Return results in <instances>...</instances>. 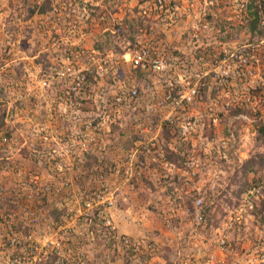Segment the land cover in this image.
<instances>
[{"label": "rangeland", "instance_id": "obj_1", "mask_svg": "<svg viewBox=\"0 0 264 264\" xmlns=\"http://www.w3.org/2000/svg\"><path fill=\"white\" fill-rule=\"evenodd\" d=\"M42 1L0 0L4 218L22 233L32 222L34 234H46L32 212L43 222L62 224L68 264H264V206L259 216L253 212L264 201V170L244 174L246 161L264 152L257 138V123L264 122V41L246 63L238 61L248 39L238 29L247 13L230 0H177L166 24L155 0H54L53 10L28 16ZM206 19L226 22L225 30L213 23L197 31ZM132 34L138 45L177 57L181 68L209 73L199 96L179 113L185 132L170 142L162 120L148 108L163 96L167 76L136 71L116 48L126 51ZM98 43L104 50H96ZM71 46L77 50L69 59ZM224 53L229 58L222 62ZM224 66L230 73L225 79ZM68 69L99 74L81 92L82 100L69 105L62 91L73 84L60 76ZM124 85L137 86L139 96L117 105ZM242 103L250 113L231 114L230 107ZM165 145L183 161H166ZM30 179L38 187L63 188L40 202L28 201L24 191L18 198L16 185ZM258 181L261 186L246 190ZM100 195L108 200L99 201ZM4 231L0 260L13 252ZM121 235L139 237L143 245L133 251L117 241ZM48 253L50 263L54 251Z\"/></svg>", "mask_w": 264, "mask_h": 264}, {"label": "built area", "instance_id": "obj_2", "mask_svg": "<svg viewBox=\"0 0 264 264\" xmlns=\"http://www.w3.org/2000/svg\"><path fill=\"white\" fill-rule=\"evenodd\" d=\"M177 0H155V8L159 11V17L161 18L162 23H168L170 19H172L171 14H175L176 8L179 7L176 4ZM214 1V0H213ZM232 3L236 4L239 8V12L243 9V0H230ZM213 21L211 19L200 20L196 25L197 31L203 30L207 31ZM239 56V62H247V55L236 53ZM124 62L126 64H130L134 69H140L143 72L149 71L153 72L156 75L161 77L167 76L165 79L166 86L165 92L161 97H155V100L149 102V110L151 113L156 115L159 120L174 122V124L178 128V132L181 133L184 131V127H179L178 124L185 119V116L180 117V111H187V106L189 103H192L196 97L199 96L203 86H206V77L208 76V72L199 70L198 68H192L188 65L181 68L177 61V57L166 56L165 53H162L155 50L153 47L148 45H137L128 47L126 51L123 53ZM222 62H225L227 58H229L226 53L221 54ZM222 67V65H221ZM239 68V67H237ZM73 74L72 77V87L71 90H79L80 87H83V83L86 81V75L82 72L76 73L74 69H68ZM180 70V72H178ZM63 72V71H62ZM239 75L242 73L241 70H237ZM61 73V72H60ZM68 73V74H69ZM67 74V75H68ZM70 75V74H69ZM221 75L225 78H229L230 75L227 66L223 67V74ZM61 78L66 76V71L64 70L63 74L61 73ZM132 78V77H131ZM133 80V79H132ZM131 79H128V82ZM121 92L115 96L114 102L117 105H121L126 102V100L138 98L139 89L137 86L131 85L129 88H126L124 85L121 87ZM181 119V120H180ZM190 124V122H189ZM163 125V124H162ZM185 132V131H184ZM150 145L145 146L150 151ZM18 185H16L14 191L18 198H20L22 191L25 193V198L28 201H38L40 202L44 196L50 193H61L62 185H45L44 187L37 186V180L30 179L27 182L19 181ZM104 194V193H103ZM100 200L105 198L100 195ZM108 199H104L103 203ZM201 202V201H200ZM88 207H92V202L88 201ZM30 207L27 208L29 210ZM32 216V221L38 225V229L43 228L46 231V234L43 235L42 232L33 233L34 228L30 223L31 229L27 233H22L19 228H16L13 222H9L4 218L2 213H0V232L2 230L6 231V234H3L7 237L9 244L13 245V252L8 254L6 258L0 260V264H49L46 261V254L49 255V251H54L51 264H68L64 259L65 245L64 241L61 237H59L60 233H62V224L51 225L49 222H43L38 215H35L34 212L30 213ZM78 219H81L85 216V213H80ZM200 219H203V215H199ZM6 220V221H5ZM33 224V223H32ZM33 229V230H32ZM37 229V230H38ZM4 231V232H5ZM38 237H35V235ZM4 239V237H2ZM117 241H120L133 251L140 249V246L143 245V239L132 238L130 236L121 235L116 237ZM150 248V246H148ZM75 264H82L81 259L74 261Z\"/></svg>", "mask_w": 264, "mask_h": 264}, {"label": "trees", "instance_id": "obj_3", "mask_svg": "<svg viewBox=\"0 0 264 264\" xmlns=\"http://www.w3.org/2000/svg\"><path fill=\"white\" fill-rule=\"evenodd\" d=\"M224 1L226 2V0H224ZM53 3H54V0H43L41 3H36L34 6L29 8V15L28 16H30L34 13L46 14L50 10L54 9ZM226 3L228 4V2H226ZM243 3H244V5H243V9L241 10V12L247 13L246 23L244 26L241 25L240 29H238V30L241 32L244 29V31L246 32V35L248 36V39H247V42L241 47L242 50L239 53L251 57L254 54V50L255 49L257 50V48L259 46H261L260 42L264 41V0H246V1L243 0ZM141 20H143V17L140 18V21L138 22V24L142 23ZM211 20L213 21V23L215 24V26L217 28L220 27L221 31H223V28L225 30L226 22L222 21L221 23H219L214 19H211ZM132 24H134V23H132ZM114 29H116L119 32H122L124 30V27L121 25H116ZM137 30L138 29L136 27L133 28L134 33H136ZM131 38H132V43H130L129 46L126 47V49L128 47L138 45L133 34L131 35ZM111 42L112 41H110V43ZM116 48L122 54L125 51V49H122V48L120 49L118 46ZM97 49L99 51L104 50V44L98 43L96 45V50ZM66 50H67L66 56L69 57V59H70L71 57H73L74 50H77V48L74 46H71V47H67ZM42 58H43V56H42ZM38 61L43 62L44 60L38 59ZM44 65L49 67L48 64H44ZM136 71H139L142 73V71L140 69H136ZM69 72H70L69 70L66 71V74H68ZM84 73L86 75V81L83 83V85H82L83 87H80L81 89H79L77 91L67 90V93H66V91H62L63 94L68 98V100H67L68 105L70 103L74 104L75 102H78V100H82V98L80 97L81 92H83V90L85 91L86 89L90 90L89 89L90 84L95 83V81H94L95 74H96V78L99 75L97 73V70L95 71L94 69H92V71L87 70ZM69 74L64 76L62 78V80L63 79L64 80L69 79V81H72L73 74L72 75H71V73H69ZM83 100H85V99H83ZM1 103L2 102L0 101V130H2L4 128V126L6 125V116H7L6 109L1 106ZM244 103L247 104L246 101H244ZM87 110H90V109L87 108ZM230 112L233 115H240V114L245 113V112L250 113L248 106H246V105L244 106L243 103L237 104V106L235 105V106L230 107ZM257 124H259L257 127V134H258L257 138H258V140H260V142L262 144H264V122L258 121ZM162 129H163V135L165 137V140L167 139V142H170L171 137H174L176 134H178V128L174 124V122L164 121L163 125H162ZM165 143H166V141H165ZM165 147H166V145H165ZM169 150L170 149H168L166 147L167 154H165V156H164V159L166 161H168L170 164H176V163H180L183 161V158L179 154H177L173 151L168 152ZM96 161H97V158H96ZM260 170L261 171L264 170V152L260 153L256 158H251V159H248L246 161L244 174L246 176L249 173H255L256 174V173L260 172ZM257 184H258V186H261L259 181H258V183H255V185L247 184L249 187L246 186V190L249 191L250 189L251 190L256 189ZM259 204H260V208L253 210L254 213L256 212L255 213L256 216L260 215L259 213L261 211V206L262 207L264 206V201L262 199H260ZM257 207H258V205L256 202L255 208H257ZM210 211H211V208L206 207L205 213L208 214ZM49 264H51V263H49Z\"/></svg>", "mask_w": 264, "mask_h": 264}, {"label": "crops", "instance_id": "obj_4", "mask_svg": "<svg viewBox=\"0 0 264 264\" xmlns=\"http://www.w3.org/2000/svg\"><path fill=\"white\" fill-rule=\"evenodd\" d=\"M124 137H126V136H124Z\"/></svg>", "mask_w": 264, "mask_h": 264}]
</instances>
